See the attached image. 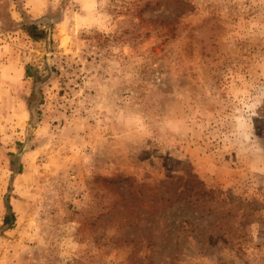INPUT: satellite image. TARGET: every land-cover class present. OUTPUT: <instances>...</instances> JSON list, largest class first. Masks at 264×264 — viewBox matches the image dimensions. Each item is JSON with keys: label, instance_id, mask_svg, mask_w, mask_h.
<instances>
[{"label": "rangeland", "instance_id": "obj_1", "mask_svg": "<svg viewBox=\"0 0 264 264\" xmlns=\"http://www.w3.org/2000/svg\"><path fill=\"white\" fill-rule=\"evenodd\" d=\"M0 264H264V0H0Z\"/></svg>", "mask_w": 264, "mask_h": 264}, {"label": "trees", "instance_id": "obj_2", "mask_svg": "<svg viewBox=\"0 0 264 264\" xmlns=\"http://www.w3.org/2000/svg\"><path fill=\"white\" fill-rule=\"evenodd\" d=\"M43 24H47L45 20H29L22 23L21 29H23L32 39L39 40L45 39L48 36V31L43 28ZM7 215L5 216V223H13L15 220V214L12 210V206L9 202V198L6 199Z\"/></svg>", "mask_w": 264, "mask_h": 264}]
</instances>
